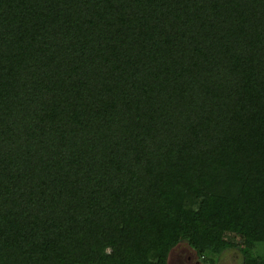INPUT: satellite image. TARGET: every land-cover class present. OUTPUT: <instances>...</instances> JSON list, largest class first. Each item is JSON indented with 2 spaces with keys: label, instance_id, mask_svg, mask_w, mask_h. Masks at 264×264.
<instances>
[{
  "label": "trees",
  "instance_id": "trees-1",
  "mask_svg": "<svg viewBox=\"0 0 264 264\" xmlns=\"http://www.w3.org/2000/svg\"><path fill=\"white\" fill-rule=\"evenodd\" d=\"M264 264V0H0V264Z\"/></svg>",
  "mask_w": 264,
  "mask_h": 264
},
{
  "label": "rangeland",
  "instance_id": "rangeland-1",
  "mask_svg": "<svg viewBox=\"0 0 264 264\" xmlns=\"http://www.w3.org/2000/svg\"><path fill=\"white\" fill-rule=\"evenodd\" d=\"M236 253L238 258L240 259L239 254L236 251H232ZM232 254V253H231ZM229 254H223L219 258L218 264H236L237 259ZM203 264L199 261L198 257L195 255V252L191 250L185 242L179 243L175 248H173L169 256L167 258V264ZM238 264V262H237Z\"/></svg>",
  "mask_w": 264,
  "mask_h": 264
},
{
  "label": "crops",
  "instance_id": "crops-1",
  "mask_svg": "<svg viewBox=\"0 0 264 264\" xmlns=\"http://www.w3.org/2000/svg\"><path fill=\"white\" fill-rule=\"evenodd\" d=\"M232 251H233V250L228 251V252H225V254H229V255H230V254L232 253L231 255L234 256V257L237 259V261H236V264H237V262L239 261V258H238V256L236 255V253H233ZM196 264H197V263H196Z\"/></svg>",
  "mask_w": 264,
  "mask_h": 264
}]
</instances>
